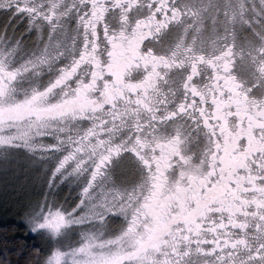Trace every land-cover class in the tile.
<instances>
[{
    "label": "snow or ice",
    "instance_id": "1",
    "mask_svg": "<svg viewBox=\"0 0 264 264\" xmlns=\"http://www.w3.org/2000/svg\"><path fill=\"white\" fill-rule=\"evenodd\" d=\"M0 19V167L33 180L44 241L0 264H264V0H0Z\"/></svg>",
    "mask_w": 264,
    "mask_h": 264
},
{
    "label": "trees",
    "instance_id": "2",
    "mask_svg": "<svg viewBox=\"0 0 264 264\" xmlns=\"http://www.w3.org/2000/svg\"><path fill=\"white\" fill-rule=\"evenodd\" d=\"M33 197L0 196V254L7 249L15 248L21 251L25 246L44 243L42 238L29 234L24 220L25 205ZM8 258L15 261L18 256L14 252H8Z\"/></svg>",
    "mask_w": 264,
    "mask_h": 264
},
{
    "label": "rangeland",
    "instance_id": "3",
    "mask_svg": "<svg viewBox=\"0 0 264 264\" xmlns=\"http://www.w3.org/2000/svg\"><path fill=\"white\" fill-rule=\"evenodd\" d=\"M38 191V188L36 189ZM65 191V193H64ZM76 193L72 192L70 187H62L59 190V197L61 203L64 202L66 198L74 197ZM6 195L10 197H15L22 195L26 198L33 197L35 195L33 180L28 177L20 168L10 169L5 172L2 167H0V196Z\"/></svg>",
    "mask_w": 264,
    "mask_h": 264
},
{
    "label": "flooded vegetation",
    "instance_id": "4",
    "mask_svg": "<svg viewBox=\"0 0 264 264\" xmlns=\"http://www.w3.org/2000/svg\"><path fill=\"white\" fill-rule=\"evenodd\" d=\"M3 23V20L2 19H0V24H2Z\"/></svg>",
    "mask_w": 264,
    "mask_h": 264
}]
</instances>
